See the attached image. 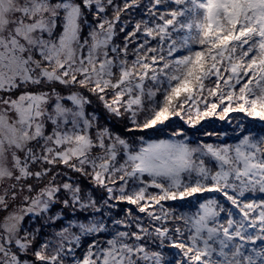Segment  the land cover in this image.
<instances>
[{"label": "snow or ice", "instance_id": "snow-or-ice-1", "mask_svg": "<svg viewBox=\"0 0 264 264\" xmlns=\"http://www.w3.org/2000/svg\"><path fill=\"white\" fill-rule=\"evenodd\" d=\"M230 113L264 124V0H0V264H264V130L149 135Z\"/></svg>", "mask_w": 264, "mask_h": 264}, {"label": "trees", "instance_id": "trees-1", "mask_svg": "<svg viewBox=\"0 0 264 264\" xmlns=\"http://www.w3.org/2000/svg\"><path fill=\"white\" fill-rule=\"evenodd\" d=\"M146 2H147V0H146ZM137 11H138V13L136 14V16H138V18H142V15L140 13H142L143 8L138 9ZM128 18H130V17H126L124 20H127ZM134 20H136V19H134ZM129 28L131 29V25H129ZM92 100H93V103H92L91 107H89L88 110L92 111L93 109H95L98 112H103V109L100 107L99 102L96 101L95 98H92ZM232 120H235L237 124L243 122V124L246 125L248 127V129H249L248 125L260 126L259 122L254 121L253 118H245L244 115L241 113H230L229 117L227 118V121H221V120H219L218 117H210V118H206L205 120H202L201 123L199 125H197L195 129H191V130L188 129V127L183 123V121H181L179 119H173L172 122L169 124V126L166 129H164L162 132L157 133V134L149 133V135L152 136L153 138H157V137L158 138H168L170 133H171V129L174 127H179V128H185V130L188 132V138L193 144H195L197 142H200V143H210V142L221 143L220 140H217L214 138V135L209 136V135H204L203 133L205 131L212 132L213 130H216L219 127V124H223L225 128L231 127ZM105 122L106 121L101 120V123H105ZM238 130L239 129H237V127H236L235 131H238ZM250 130H252V129H250ZM228 141L229 140L226 137L225 143ZM82 183H83V186L85 188L88 187V184L86 181H84ZM96 195L99 196L100 193L97 192ZM172 204H173V202H166V207L169 205H172ZM176 206L181 208L182 210H188L187 205H176ZM129 207H134V206H130L127 204H121L120 205L121 210L129 208ZM173 254H174L173 251L169 252L170 256Z\"/></svg>", "mask_w": 264, "mask_h": 264}, {"label": "rangeland", "instance_id": "rangeland-1", "mask_svg": "<svg viewBox=\"0 0 264 264\" xmlns=\"http://www.w3.org/2000/svg\"><path fill=\"white\" fill-rule=\"evenodd\" d=\"M145 3H146V0H145ZM176 7H181L182 8L184 6H176L174 3L170 2L169 4H167L165 6H161L160 10L161 11H163V10H171L173 8H176ZM137 10L138 9L133 10L131 12L130 16H124V17H122V19H125L126 17H130L133 20L134 19H136V20L141 19V18H138V16H136V14L138 13ZM140 14H142V13H140ZM186 15H191V14L189 13V14H186ZM180 19L183 20L185 18L181 17ZM121 38H122V35H121ZM85 95H88V93L85 92ZM92 98H95V97H92ZM236 125H237V123H236L235 120H232V125H231V127H228V128H225L223 124H219V127L216 130H213L212 132H215L216 134L219 135V138L217 137V135H214V138L217 139V140H220L221 143H217V142H210V143L216 144V145L225 144V138L226 137L229 140L228 142H226L227 144L237 143L238 139H239V135L237 133L239 132V130L235 131ZM259 125L260 126H254V125H248V126H249V129H255V130H257L256 131L257 133H260L262 130H264V124L259 123ZM187 209H188V205H187Z\"/></svg>", "mask_w": 264, "mask_h": 264}]
</instances>
